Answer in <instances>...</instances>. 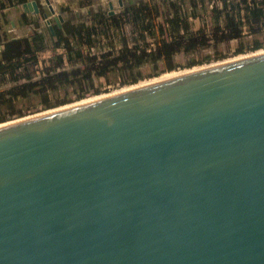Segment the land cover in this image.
I'll use <instances>...</instances> for the list:
<instances>
[{
	"label": "water",
	"instance_id": "obj_1",
	"mask_svg": "<svg viewBox=\"0 0 264 264\" xmlns=\"http://www.w3.org/2000/svg\"><path fill=\"white\" fill-rule=\"evenodd\" d=\"M80 100L0 122V264H264V48Z\"/></svg>",
	"mask_w": 264,
	"mask_h": 264
},
{
	"label": "trees",
	"instance_id": "obj_2",
	"mask_svg": "<svg viewBox=\"0 0 264 264\" xmlns=\"http://www.w3.org/2000/svg\"><path fill=\"white\" fill-rule=\"evenodd\" d=\"M26 1L0 0V29L2 12L9 6L18 7ZM36 1L42 10L41 0ZM204 3L205 0H167L160 7L146 1L130 5L113 15L97 12L88 21H66L72 24L71 28L66 29L68 23L61 29L54 25L55 40L52 44L54 49H62L63 52L45 61H40L37 55L48 46L46 34L42 31L35 30L22 37L0 34V86H5L0 91V105L9 109L7 113L0 114V122L25 115L15 109V102L20 99L37 95L45 110L67 104L84 98L92 91L98 93L93 89L95 78L108 79L110 74L121 73L128 74L127 83H136L142 77L139 68L144 64L171 60L177 54L192 53L211 43L240 40L244 34H255L264 28V0H215L210 9L211 28L203 25L193 30L191 19L198 18ZM20 16L21 23L28 22V15L21 12ZM124 22L131 25V44L121 33ZM117 41H120L119 47ZM239 46L236 52L242 53L244 49ZM263 46L261 41L254 39L249 49L254 51ZM39 62L44 67L42 75L35 78L31 67ZM202 62L191 60L187 66ZM85 86L87 88L82 89ZM67 87H79L81 91L74 99L53 101L50 98L62 89L67 90Z\"/></svg>",
	"mask_w": 264,
	"mask_h": 264
},
{
	"label": "rangeland",
	"instance_id": "obj_3",
	"mask_svg": "<svg viewBox=\"0 0 264 264\" xmlns=\"http://www.w3.org/2000/svg\"><path fill=\"white\" fill-rule=\"evenodd\" d=\"M132 1H133L132 4H134V0ZM145 1H149V0H145ZM112 3H113V8L110 9L108 8L107 2L106 1L103 2L102 7H103V10L105 11L104 14L109 15L110 10L114 11L113 14L118 13L122 10V8L119 9L117 7L116 1L114 2L112 1ZM214 3H215V0H205L203 7L199 9L198 18L191 19V27L193 30H196L199 27H202L203 25L207 29L211 28L210 9ZM217 4L219 5L220 2L217 1ZM42 10L48 12L47 10H45L44 7ZM21 12L22 10L20 6L18 7L9 6L2 12V15H1L2 28L0 29V34L7 36V37H22V36L31 34L35 30L42 31L43 33H45L48 46L43 52H40L39 54H37L38 59L40 61H45L53 57L55 54L63 52L62 49H54L52 42H54L55 37H53V41H51V39L49 38L47 34L46 28L43 25V22H42L43 19L40 14H36L33 16L28 14V16H26L28 22L21 23V18H20ZM88 19L89 17H87L86 12H83L79 14L78 18L75 17V19H73L69 17L66 21L71 22V23L76 22V21L84 22V21H87ZM66 21L62 23V26L59 29H61L63 25H65ZM11 22L13 23V25L11 24ZM71 23H68V26L66 27V29L68 27L71 28V25H72ZM130 30H131L130 23L124 22L121 33L125 35L129 44H131V40L129 39ZM254 39H257L264 44V28L255 34L253 33L244 34L240 40L224 41L218 44L211 43L208 46L201 47L192 53L177 54L171 60L157 61L156 64H149V63L144 64L139 68V71L142 77L136 83H131V84L127 83L128 74H121V73L110 74L108 76V79L103 78V77L95 78L93 81V89H97L98 93H95L92 91L88 93L82 99L84 100L89 97H93V96L104 94V93L114 91L120 88H124L130 85H133V84H137L140 81L149 80V79L158 77L165 72L189 69V68H193L196 66H201V65L208 64L211 62H215V61H219L222 59H226V58H230V57H234L237 55L251 52L252 50L249 49V45H251ZM102 41L104 42L105 40H102ZM119 42L120 41L116 42L117 47L121 45ZM239 45H241L242 48L244 49L242 53L236 52L238 47H240ZM261 48H264V46ZM0 50H1V45H0ZM98 50H91V51H98ZM191 60H203V62L189 67L187 66V64ZM77 65H80V64H77ZM43 67L44 65L41 62L31 67L32 74L35 75V78H38L42 75L41 71ZM4 87L5 86H0V91L3 90ZM86 88L87 87L85 86L82 89H86ZM80 91H81V88L79 87L78 88L67 87V90L62 89L61 91H58L57 93L53 94L50 98L53 101H56L57 99H61V98L74 99ZM75 101H78V100H73L72 102H75ZM15 109L23 111L25 115L34 114V113L45 110L41 102V98H39L37 95H32L29 98H24V99H20L16 101ZM7 111H9V109H6L0 105V114L7 113ZM14 118H18V117L14 116L12 119Z\"/></svg>",
	"mask_w": 264,
	"mask_h": 264
},
{
	"label": "crops",
	"instance_id": "obj_4",
	"mask_svg": "<svg viewBox=\"0 0 264 264\" xmlns=\"http://www.w3.org/2000/svg\"><path fill=\"white\" fill-rule=\"evenodd\" d=\"M51 1L55 4L56 8L61 11H67V12L72 11L75 14H80L83 12H87L89 5L91 6L102 5L103 6V2L105 1L107 2L109 0H51ZM112 1L114 2L118 0H112ZM40 4L42 6V9L44 7L45 10H47V7L45 6L43 0L40 1Z\"/></svg>",
	"mask_w": 264,
	"mask_h": 264
},
{
	"label": "flooded vegetation",
	"instance_id": "obj_5",
	"mask_svg": "<svg viewBox=\"0 0 264 264\" xmlns=\"http://www.w3.org/2000/svg\"><path fill=\"white\" fill-rule=\"evenodd\" d=\"M149 1H152L153 3H157L160 7H163L162 6V2H164V1H167V0H149ZM109 2L111 3V5H112V7H111V9L113 8V3H112V0H109V1H107V5H108V8H110L109 7ZM117 2V7L119 8V9H121L122 8V10L123 9H125L126 7H128V6H130V5H136V4H139L140 2H146L145 0H140L139 2H135L134 1V4H132L133 3V1L132 0H122V5H119V2L118 1H116ZM89 11V12H88ZM111 11V10H110ZM97 12H99V13H105V11L103 10V7H102V5H98V6H91V5H89V7H88V9H87V12H86V14H87V17H89V19L90 18H92V16L95 14V13H97ZM68 16L70 17V18H73V19H75V17L77 18V17H79V14H75L74 12H72V11H68ZM113 13H114V11H113ZM113 13L112 14H110L109 13V15H113ZM106 15V14H105ZM68 17V18H69ZM88 19V20H89ZM87 20V21H88ZM76 22H82V21H76ZM56 26V25H55Z\"/></svg>",
	"mask_w": 264,
	"mask_h": 264
},
{
	"label": "bare ground",
	"instance_id": "obj_6",
	"mask_svg": "<svg viewBox=\"0 0 264 264\" xmlns=\"http://www.w3.org/2000/svg\"><path fill=\"white\" fill-rule=\"evenodd\" d=\"M196 67H198V66H196ZM193 68H195V67H193ZM189 69H192V68H189ZM185 70H188V69H184V70H181V71L167 72V73H164V74H162V75H160V76H158V77L152 78V79H156V78H160V77L168 76V75L175 74V73H178V72H182V71H185ZM152 79H149V80H152ZM144 81H148V80H144ZM144 81H140V82H144ZM140 82H139V83H140ZM87 99H88V98H87ZM82 100H83V99H82ZM84 100H85V99H84ZM0 125H2V124H0Z\"/></svg>",
	"mask_w": 264,
	"mask_h": 264
}]
</instances>
